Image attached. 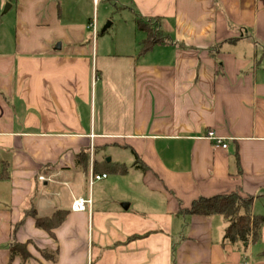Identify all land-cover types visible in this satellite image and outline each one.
<instances>
[{
    "label": "crops",
    "instance_id": "obj_1",
    "mask_svg": "<svg viewBox=\"0 0 264 264\" xmlns=\"http://www.w3.org/2000/svg\"><path fill=\"white\" fill-rule=\"evenodd\" d=\"M138 20L167 41L140 54ZM3 165L0 264H264V227L230 244L223 216L182 213L237 193L264 215V0H0Z\"/></svg>",
    "mask_w": 264,
    "mask_h": 264
},
{
    "label": "trees",
    "instance_id": "obj_2",
    "mask_svg": "<svg viewBox=\"0 0 264 264\" xmlns=\"http://www.w3.org/2000/svg\"><path fill=\"white\" fill-rule=\"evenodd\" d=\"M137 27L147 35L140 46V54L142 55L149 52L156 44L167 41V38L158 31L157 23L152 24L138 20ZM155 27L157 30H154ZM139 164L142 165V162L136 158V166L138 167ZM142 168L144 169V167ZM96 171L125 175L128 173V168L125 165H115L103 161L96 163ZM7 178L8 172L6 165L0 166V179ZM253 205V197H243L237 193H231L211 198L202 197L194 201L189 210H182V213L204 217H211L213 215L223 216L227 223L224 233V240L226 242L230 244H254L261 240L262 229L264 227V215H255L253 213ZM32 216L36 220L38 228L52 233L62 226L66 220L67 213L59 210L45 218H40L34 215V213ZM11 246L12 255H21L24 259L29 257L27 245L14 244ZM52 257H54L53 254Z\"/></svg>",
    "mask_w": 264,
    "mask_h": 264
},
{
    "label": "built area",
    "instance_id": "obj_3",
    "mask_svg": "<svg viewBox=\"0 0 264 264\" xmlns=\"http://www.w3.org/2000/svg\"><path fill=\"white\" fill-rule=\"evenodd\" d=\"M93 1H94L95 4H97L99 0H93ZM88 28L91 29L94 32V34L96 35V33H97L96 20H93V22L89 24ZM208 137L212 138L218 147H220L222 149H226L227 148V145L224 144V142L221 139L217 138L215 136V133L209 132ZM91 166L92 167H91L90 176H89V186L90 187H92L95 182L102 181L104 179H107V177H108V175L105 174V173L97 174V173L94 172L93 161L91 162ZM91 205H92L91 198H88V199H86V198H78V199H76L73 202L72 211L73 212H84Z\"/></svg>",
    "mask_w": 264,
    "mask_h": 264
},
{
    "label": "rangeland",
    "instance_id": "obj_4",
    "mask_svg": "<svg viewBox=\"0 0 264 264\" xmlns=\"http://www.w3.org/2000/svg\"><path fill=\"white\" fill-rule=\"evenodd\" d=\"M114 6H112V8H111V12H112V15H113V18L114 19H116V20H120L122 17H121V11L122 10H118V9H115V8H113ZM113 10V11H112ZM96 11H99L98 9H96ZM107 11V10H106ZM105 11V9H103L102 7H100V14L102 13L103 15H104V12H106ZM110 11V10H109ZM93 11H91V14H92V16H94L93 15ZM96 13V15H97V12H95ZM94 13V14H95ZM108 22L109 21H101L100 22V32H99V36H101V35H103L102 34V31H103V29L106 27V25L108 24ZM123 22H124V19L123 20H120V21H118V22H116V25L114 26V28H117V27H119L118 26V23H121L120 24V26H122L123 25ZM150 23H152V24H155V23H153V22H150ZM157 30V28L155 27L154 28V30ZM113 31V30H112ZM107 36H105V37H109V38H112V32H109L108 34H106ZM114 154H115V151H113L112 150V148L111 149H106V150H104L102 153H101V156L103 157V156H106L107 157V159H109V158H111V156H114ZM40 186L42 187V184L40 183Z\"/></svg>",
    "mask_w": 264,
    "mask_h": 264
},
{
    "label": "water",
    "instance_id": "obj_5",
    "mask_svg": "<svg viewBox=\"0 0 264 264\" xmlns=\"http://www.w3.org/2000/svg\"><path fill=\"white\" fill-rule=\"evenodd\" d=\"M107 27H108V25L103 29V32L107 29ZM57 48L58 49H61V45L60 44H58L57 45ZM108 160V162H110L111 161V159L109 158V159H107Z\"/></svg>",
    "mask_w": 264,
    "mask_h": 264
}]
</instances>
